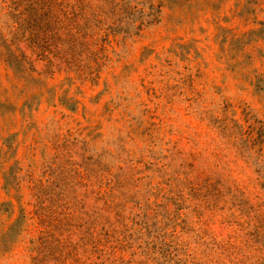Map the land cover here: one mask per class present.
<instances>
[{
  "label": "rangeland",
  "instance_id": "1",
  "mask_svg": "<svg viewBox=\"0 0 264 264\" xmlns=\"http://www.w3.org/2000/svg\"><path fill=\"white\" fill-rule=\"evenodd\" d=\"M0 264H264V0H0Z\"/></svg>",
  "mask_w": 264,
  "mask_h": 264
}]
</instances>
